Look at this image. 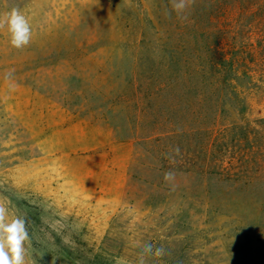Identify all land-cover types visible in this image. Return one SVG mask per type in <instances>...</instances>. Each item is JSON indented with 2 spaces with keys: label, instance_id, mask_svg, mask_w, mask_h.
<instances>
[{
  "label": "rangeland",
  "instance_id": "374dc122",
  "mask_svg": "<svg viewBox=\"0 0 264 264\" xmlns=\"http://www.w3.org/2000/svg\"><path fill=\"white\" fill-rule=\"evenodd\" d=\"M13 8L32 37L0 29V201L37 264H138L146 243L166 249L146 264H264V0Z\"/></svg>",
  "mask_w": 264,
  "mask_h": 264
},
{
  "label": "clouds",
  "instance_id": "9594fccd",
  "mask_svg": "<svg viewBox=\"0 0 264 264\" xmlns=\"http://www.w3.org/2000/svg\"><path fill=\"white\" fill-rule=\"evenodd\" d=\"M171 9L177 13L182 19H187L183 15L188 8L194 3V0H170ZM167 15H171L168 12ZM7 25L10 34V43L14 48L20 49L30 43L32 30L28 19L20 10L13 8L7 14V20L0 19V29ZM12 73L9 72L6 79L11 78ZM178 156L180 154L179 146L173 149ZM174 173L168 171L164 173V180L168 181ZM29 220L27 216L12 215L10 209L2 201H0V264H37L28 252L26 243L31 244V236L29 232ZM166 254L163 246L156 247L151 243H146L139 254L138 264H146V256L162 257ZM43 256H41L42 258ZM27 258V259H26ZM55 264V260H52Z\"/></svg>",
  "mask_w": 264,
  "mask_h": 264
},
{
  "label": "trees",
  "instance_id": "16d2710c",
  "mask_svg": "<svg viewBox=\"0 0 264 264\" xmlns=\"http://www.w3.org/2000/svg\"><path fill=\"white\" fill-rule=\"evenodd\" d=\"M175 77H176V76H175ZM175 77L173 78L174 80H175ZM178 77H180V78H184V79H186V81H191L192 73H191V71L189 70V68L187 67V68L185 69V71H184L182 74H180ZM167 84H168V83H167ZM164 86H166V84L163 85V88H162V89H164Z\"/></svg>",
  "mask_w": 264,
  "mask_h": 264
}]
</instances>
